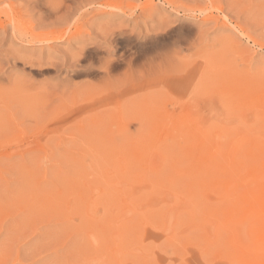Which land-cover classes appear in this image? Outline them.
I'll return each mask as SVG.
<instances>
[{"label":"rangeland","instance_id":"rangeland-1","mask_svg":"<svg viewBox=\"0 0 264 264\" xmlns=\"http://www.w3.org/2000/svg\"><path fill=\"white\" fill-rule=\"evenodd\" d=\"M0 264H264V0H0Z\"/></svg>","mask_w":264,"mask_h":264},{"label":"bare ground","instance_id":"bare-ground-1","mask_svg":"<svg viewBox=\"0 0 264 264\" xmlns=\"http://www.w3.org/2000/svg\"><path fill=\"white\" fill-rule=\"evenodd\" d=\"M90 1V0H89ZM119 1V0H118ZM113 2V1H112ZM105 2H103V4H104ZM107 3H108V1H107ZM118 4V3H117ZM116 5V4H115ZM105 6H106V4H105ZM113 6V5H112ZM117 6V5H116ZM116 6H114V7H116ZM111 6H109V8H110ZM116 9V8H115ZM117 9H119L118 7H117ZM117 11H120V10H117ZM121 11H122V8H121ZM123 12V11H122ZM112 13H114V12H112ZM110 14V13H109ZM127 15V14H126ZM198 15V14H197ZM59 34H60V36H64V34H65V31H61V32H59ZM122 34V33H121ZM245 38V37H244ZM229 47V46H228ZM132 48V47H131ZM203 53V52H202ZM234 55V54H233ZM224 56V55H223ZM222 56V57H223ZM188 58V57H187ZM118 59V58H117ZM107 60H108V58H107ZM115 60V59H114ZM213 61V60H212ZM213 64V63H212ZM109 65H111V63H110V61H107V64H106V66H105V68H104V73L105 74H108V68H109ZM102 72V71H101ZM259 97V96H258ZM108 162V161H107ZM122 230V229H121ZM109 238V237H108ZM123 240V239H122ZM175 244V243H174Z\"/></svg>","mask_w":264,"mask_h":264}]
</instances>
